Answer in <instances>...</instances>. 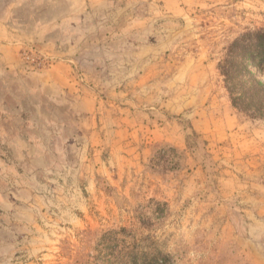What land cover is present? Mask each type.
<instances>
[{"label":"rangeland","instance_id":"374dc122","mask_svg":"<svg viewBox=\"0 0 264 264\" xmlns=\"http://www.w3.org/2000/svg\"><path fill=\"white\" fill-rule=\"evenodd\" d=\"M114 2L59 90L22 56L47 44L0 28V264H94L115 231L167 264H264V117L219 70L264 0Z\"/></svg>","mask_w":264,"mask_h":264},{"label":"crops","instance_id":"0c3cea01","mask_svg":"<svg viewBox=\"0 0 264 264\" xmlns=\"http://www.w3.org/2000/svg\"><path fill=\"white\" fill-rule=\"evenodd\" d=\"M120 5L114 0H16L7 9L16 11L23 7L29 16L24 20H11L19 30L7 28L8 18L0 19V28H7L8 40L18 43L38 40L47 44L52 64L37 76L51 90H59L67 87L70 79L72 65L69 61L81 60L86 55L92 57L89 52L99 31L113 24L110 17L101 19L102 13L110 14Z\"/></svg>","mask_w":264,"mask_h":264},{"label":"trees","instance_id":"16d2710c","mask_svg":"<svg viewBox=\"0 0 264 264\" xmlns=\"http://www.w3.org/2000/svg\"><path fill=\"white\" fill-rule=\"evenodd\" d=\"M232 104L253 118L264 117V29L243 33L219 63ZM94 264H167L157 251L130 245L118 231L103 236Z\"/></svg>","mask_w":264,"mask_h":264},{"label":"built area","instance_id":"2783aa9c","mask_svg":"<svg viewBox=\"0 0 264 264\" xmlns=\"http://www.w3.org/2000/svg\"><path fill=\"white\" fill-rule=\"evenodd\" d=\"M22 56L26 62L38 68L50 66L52 64V58L42 52L37 51V53H35L32 50H25Z\"/></svg>","mask_w":264,"mask_h":264}]
</instances>
